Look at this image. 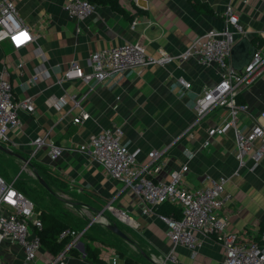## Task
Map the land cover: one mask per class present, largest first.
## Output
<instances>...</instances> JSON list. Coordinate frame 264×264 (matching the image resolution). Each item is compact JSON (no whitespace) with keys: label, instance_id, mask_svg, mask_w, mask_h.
Wrapping results in <instances>:
<instances>
[{"label":"crops","instance_id":"1","mask_svg":"<svg viewBox=\"0 0 264 264\" xmlns=\"http://www.w3.org/2000/svg\"><path fill=\"white\" fill-rule=\"evenodd\" d=\"M117 1L126 15L112 8L109 1H92L94 14L78 21L63 9L65 0H16L19 16L37 38L19 50L12 49L7 41L0 42V73L5 69L9 72L16 98L32 97L34 112L20 111L21 126L0 144L31 165L1 150L0 157L16 161L19 171L35 169L53 193L44 189L75 212L72 229H86L66 253L69 264H124L126 257L136 263L160 264L170 249L165 223L157 215L142 214L135 194L122 190L101 165L76 148L89 135L113 124L122 126L121 141L129 149L140 150L139 164L149 161V151L163 152L164 165L152 174L154 180H169L170 172L185 163L188 170L183 182L191 188L204 186L209 177H227L229 199L219 215H227L228 230L247 240H258V233L264 229V157L255 170L243 168L234 175V129L215 134L208 146H202L206 129L227 117L226 108H214L189 129L196 116L195 98L219 79L216 65H201L189 58L183 63L148 66L140 74L129 70L99 84L59 80L71 61L85 66L92 51L124 42H133L151 56H157L159 49L177 54L196 35L224 27L227 3L245 29V35L236 36L234 44L245 38L255 51L264 53V0H199L208 5L209 12L196 8L190 0ZM133 19L137 23L132 28ZM41 70V77L32 81V75ZM178 77L190 82V88L179 85ZM73 94H86L79 104L88 117L79 123L73 122L80 109L69 98ZM236 100L248 106L238 116L239 133L248 132L257 120L264 122V68L250 85L239 89ZM38 136L62 147L61 156L51 159L46 144L35 149L32 142ZM185 149L194 153L189 160ZM16 176L6 180L16 181ZM107 203L124 209L137 226L120 222L105 208ZM98 213L116 223L130 241L105 228ZM199 238L195 256L178 245L175 262L167 260L166 264H224V250L216 237L199 234ZM54 255L42 245L35 264H47ZM113 257L119 260L112 262ZM22 259L19 247L0 245L1 264H22Z\"/></svg>","mask_w":264,"mask_h":264},{"label":"built area","instance_id":"2","mask_svg":"<svg viewBox=\"0 0 264 264\" xmlns=\"http://www.w3.org/2000/svg\"><path fill=\"white\" fill-rule=\"evenodd\" d=\"M63 9L70 17L81 21L94 14L96 5L88 0H65ZM223 16L225 24L222 29L211 28L196 35L188 46L177 54L159 49L157 56H151L133 42H124L92 51L86 59L85 66L77 61H71L59 82L81 81L85 84H99L129 70H135L140 74L148 66H164L171 62L183 63L189 58L196 59L201 65L214 64L217 66L219 79L195 98L196 116L189 129L214 108H226L227 117L206 129V139L202 146H208L215 134H225L228 130L234 129V157L237 161L234 175H238L243 168L253 171L264 157V122L257 120L248 132L239 133L236 129L238 116L246 111L248 106L238 103L236 97L239 89L250 85L264 68V53L258 49L247 65L240 70L232 68L228 61L230 51L236 36L245 35V29L239 23L238 15L231 3L225 5ZM136 23L137 20L133 19L132 28ZM36 38L37 36L19 16L16 0H0V42L7 41L12 49L19 50L35 42ZM42 54L41 51L38 52L39 56ZM42 73L43 70L32 75V81L40 78ZM8 76L9 72L6 69L0 73V143L7 142L9 133L21 126L20 111L34 112L32 97L16 98ZM177 82L185 89L191 86L183 77H178ZM85 96L86 94L79 97L76 94L69 96L74 107L80 108L77 116L73 118L74 123L84 121L88 117L79 104ZM261 116L264 117V112ZM122 135L121 125H108L99 132L89 135L76 148L101 165L110 178L121 184L122 190H129L135 194L141 205L142 214L157 215L165 223V234L170 249L160 264H166L167 260L175 262L174 249L178 245L186 247L191 251V256H195L200 245L199 234L216 237L224 250V264H264V229L258 233V240H247L241 234L227 229V215H219V211L229 199L225 191L227 177H209L204 186L191 188L183 182V176L188 170L185 163L170 172L169 180H154L152 174L158 173L164 165L161 158L163 152L151 150L148 152L149 161L146 164H139L140 150L129 149L121 141ZM32 144L35 149L46 144L51 159L60 157L64 150L46 136L36 137ZM184 153L188 160L194 156V153L187 149ZM247 161H250L249 166ZM165 201L180 208V218L164 216L154 211V206ZM105 208L120 222L132 227L137 226L136 221L124 209L114 207L110 203H107ZM38 213L32 201L14 187V180L7 181L0 175V245L8 243L10 246L19 247L23 252L22 264H35L42 246L38 234L42 222L38 218ZM97 216L106 223L104 216L100 213ZM85 230V228L62 230L59 238L69 236L71 240L47 264H69L66 253ZM118 260L117 257L112 258V262Z\"/></svg>","mask_w":264,"mask_h":264},{"label":"trees","instance_id":"3","mask_svg":"<svg viewBox=\"0 0 264 264\" xmlns=\"http://www.w3.org/2000/svg\"><path fill=\"white\" fill-rule=\"evenodd\" d=\"M88 1H90L91 3L92 1H95L97 3H106L107 1H109L111 3L112 8H114L117 11L125 13L124 9L120 7L117 0H88ZM190 1L193 2L196 8L204 12L210 11V8L205 2H201L199 0H190ZM14 187L17 190L21 191L15 185V180H14ZM34 207H35V210L39 212L38 218L42 222V228L38 230V234L40 235L42 245L44 246L46 250L50 251L53 254H57L62 249H64L65 245L69 243L70 241L69 236L60 239L59 234L61 233L62 230L66 228H70V227L72 228L74 226L75 222L72 219L74 217L72 215H64V216L58 215L57 216L53 212L45 209L44 207L41 208L39 205L35 203H34ZM153 209L156 213L164 215V216H172L175 218L181 217L180 208L168 201H165L159 205L154 206ZM124 264H137V263L132 258L126 257Z\"/></svg>","mask_w":264,"mask_h":264},{"label":"rangeland","instance_id":"4","mask_svg":"<svg viewBox=\"0 0 264 264\" xmlns=\"http://www.w3.org/2000/svg\"><path fill=\"white\" fill-rule=\"evenodd\" d=\"M16 161H10V158L0 157V175L5 179H12L17 173L15 185L24 193L25 196L30 198L35 204L41 208L54 212L55 215H74L75 213L71 207H66L61 204L60 200L55 196L48 193L44 187L39 184L37 178L32 170L19 171L20 164L17 166ZM57 204L62 206H57ZM4 264V263H3Z\"/></svg>","mask_w":264,"mask_h":264},{"label":"water","instance_id":"5","mask_svg":"<svg viewBox=\"0 0 264 264\" xmlns=\"http://www.w3.org/2000/svg\"><path fill=\"white\" fill-rule=\"evenodd\" d=\"M254 52H255V48L250 45V42L245 38L241 39L239 42L234 44L231 48V51H230V65H231V67L236 69V70H240L243 66L248 64V62L250 61ZM0 150L6 152L8 154H15L9 148L5 147L2 144H0ZM15 155H17L19 158H21V160L25 163L24 165H26V164L31 165L29 160L24 159L23 157H21L18 154H15ZM32 170H33V174L37 178L38 182L44 188H46L48 191L53 193L52 190L50 189V187L48 186V184L46 183V181L38 174V172L35 169H32ZM92 221L93 220H91L90 222H92ZM101 224H103V226L105 228H107L108 230L112 231L113 233L119 235L123 239L130 241L129 237L124 233L123 230L120 229V227L116 223H110V222L106 221V223L101 222Z\"/></svg>","mask_w":264,"mask_h":264},{"label":"snow or ice","instance_id":"6","mask_svg":"<svg viewBox=\"0 0 264 264\" xmlns=\"http://www.w3.org/2000/svg\"><path fill=\"white\" fill-rule=\"evenodd\" d=\"M24 35H26V34H24Z\"/></svg>","mask_w":264,"mask_h":264}]
</instances>
